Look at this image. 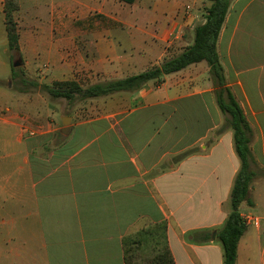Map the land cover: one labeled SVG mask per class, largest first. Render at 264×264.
Returning a JSON list of instances; mask_svg holds the SVG:
<instances>
[{"label": "crops", "instance_id": "obj_1", "mask_svg": "<svg viewBox=\"0 0 264 264\" xmlns=\"http://www.w3.org/2000/svg\"><path fill=\"white\" fill-rule=\"evenodd\" d=\"M19 3L23 67L31 78L23 52L33 45L49 59L54 77L46 80L42 71L35 77L48 85L78 80L77 71L106 81L159 65L193 41L210 4ZM3 7L0 0V43L10 52ZM217 49L227 85L252 128L253 203L239 206L247 229L236 263L251 264L255 241L264 264V0L231 1ZM215 90L209 64H190L161 82L103 97L97 116L70 115L71 130L56 146L51 144L63 124L24 133L34 125L24 124V110L37 108L34 115L41 116L42 105L56 112L41 92L23 91L16 110L0 101V264H126L123 237L163 220L175 264H224L216 236L231 212L242 162L234 130L214 134L223 120ZM196 234L210 239L195 240Z\"/></svg>", "mask_w": 264, "mask_h": 264}, {"label": "trees", "instance_id": "obj_2", "mask_svg": "<svg viewBox=\"0 0 264 264\" xmlns=\"http://www.w3.org/2000/svg\"><path fill=\"white\" fill-rule=\"evenodd\" d=\"M208 1L210 4L205 10V21L195 27L193 43L185 47L178 55L164 60L160 65L125 78L96 83L85 90L78 80H56L52 85L43 84V87L53 96L66 98H72L78 91H85L89 97L120 91H135L150 80L161 82L166 74L179 71L196 62L207 61L216 86V101L224 115L223 125L216 130L215 134L219 136L227 129L234 130L235 147L242 162L231 193V212L216 236L224 248V264H237L238 243L247 229L246 220L240 214L239 206L244 201L250 205L253 203L250 195V186L255 175L250 160L252 128L235 94L227 85L224 67L217 49L218 36L232 0ZM19 8V0H4L5 25L12 54L20 53V32L15 16ZM12 70L14 75V67ZM167 227V221L163 220L125 235L122 239L125 263L175 264L168 242ZM199 238L198 234L194 235L195 240L210 239V237ZM146 249L150 250L149 255L139 259L138 252Z\"/></svg>", "mask_w": 264, "mask_h": 264}, {"label": "rangeland", "instance_id": "obj_3", "mask_svg": "<svg viewBox=\"0 0 264 264\" xmlns=\"http://www.w3.org/2000/svg\"><path fill=\"white\" fill-rule=\"evenodd\" d=\"M33 15H34L33 10L28 12V18L30 20L33 18ZM192 43L193 41L190 44H187V46L191 45ZM32 46L33 45H24L25 51L23 52L24 60H27L29 64V70L31 71L32 77L30 78L28 76L29 74L23 67L21 56L17 53L12 54L11 51L10 52L6 51L7 46L0 43V101L2 102V105H8L12 107L13 110H16L18 105L21 104L22 102L20 98H22V94L24 92H27L31 96H33L34 93L36 92H41L45 97H47L46 99L50 101V105H52V107H55V110H56L55 112L52 109L49 110L48 106L43 108L41 105L39 108V111L42 113L41 116L34 115L35 110L37 108L33 107L30 109L24 110L25 116L27 117V120L26 119L24 120V124L25 125L26 123L30 125L34 124L32 127H28L24 131V133L36 132L40 130L39 127H46V124L47 126H50L52 128L57 127L63 124L62 114L65 116L71 115V116H74V120H80L83 118H90V117L97 116L98 114L103 112L104 106H103V102L101 99L107 95L89 97L85 91H78V92H75L72 98H66V97H56L48 93L43 87V84L45 83L38 81L39 79L38 74L40 71H42L46 75L45 79L49 80L50 78L54 77V74L51 72V70H49V68H52V67L49 63V59L39 56L35 52V50L32 49ZM19 59L21 60V65L15 66L14 62ZM13 67L15 69L14 75H13V70H12ZM75 69L77 70L78 67L76 66ZM83 73H86V72H83ZM77 74L79 76L78 81L84 90L90 85L104 82L103 80L100 79V77L97 78L93 75L88 76L87 74L83 75L82 72H79V71H77ZM35 77L38 79H36ZM53 82L50 84L52 85ZM4 91L9 92V95H5L4 93H2ZM17 100L19 103H17ZM28 114H30L31 116H29ZM222 118L223 120H222V124L220 125V127L223 125L224 115L222 116ZM63 138H64L63 133L61 131H58L53 140L54 142L51 145L56 146L60 144ZM208 141L214 142L212 139V135L209 136ZM204 144L208 145L209 143L205 142ZM196 147H197L196 150H201L199 146H196ZM184 154L174 157V160H178V158H180ZM252 249L253 251L251 253V259H250L251 264H260L258 244L255 241L252 242ZM149 252H150L149 249H146L143 251L140 250L138 252L139 259L146 258V256L149 255Z\"/></svg>", "mask_w": 264, "mask_h": 264}, {"label": "water", "instance_id": "obj_4", "mask_svg": "<svg viewBox=\"0 0 264 264\" xmlns=\"http://www.w3.org/2000/svg\"><path fill=\"white\" fill-rule=\"evenodd\" d=\"M14 65L15 66L21 65V60L19 59V60L15 61ZM71 120H72V118L69 115H66V116L63 117V121L62 122H63L64 127L61 129V132L63 134H68L70 132V130H71Z\"/></svg>", "mask_w": 264, "mask_h": 264}]
</instances>
